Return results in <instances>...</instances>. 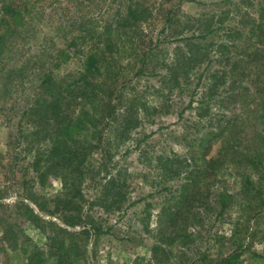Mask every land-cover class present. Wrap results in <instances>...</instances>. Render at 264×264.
<instances>
[{
	"label": "rangeland",
	"instance_id": "1",
	"mask_svg": "<svg viewBox=\"0 0 264 264\" xmlns=\"http://www.w3.org/2000/svg\"><path fill=\"white\" fill-rule=\"evenodd\" d=\"M252 1H30L32 19L1 61L0 264H28L27 254L35 244L47 248L55 225L75 233L92 225L100 230L75 236L80 264H224L226 256L253 264L251 253L264 255V74L249 76V64L241 70L239 63L233 62L234 46L243 42L237 41V30L248 32L249 15L257 18L256 11L249 13ZM129 2L146 8L148 20L122 35L127 41L125 50L106 54L108 58L116 56L117 62L110 76H100V82L107 92L113 88V102H121L117 113L126 107L138 117V126L129 140L112 149V156L105 159L95 152L87 161L85 179L78 185L81 195L73 197L80 206L82 222L69 226L61 220L66 209L60 205L57 211L54 202L69 193L62 177H42L32 168L33 143L22 137L31 128L23 118L24 110L40 92L43 73L53 68V63L66 60L53 72L58 80L76 79L87 52L98 43L96 37L119 14L124 15ZM173 13L174 24L163 31L164 19ZM174 33L193 38L211 57L216 47L224 44V61L215 63L208 56L190 80L181 75V82L176 83L168 68L177 46L185 48V42L175 39L180 35ZM150 48L154 56L147 62L148 69L137 75L138 56ZM22 62L29 68L25 76H5L10 65ZM234 65L236 76L229 73ZM225 70L227 82L220 87V94L202 103L204 93L215 82L209 74L219 71L217 75L222 76ZM234 79L238 82L231 84ZM102 94L106 96L105 91ZM207 105L204 113L201 106ZM116 125L115 121L101 125L105 141ZM220 125L232 129V142L240 146V152H258L259 169L238 155L215 170L209 166V170L200 171L206 163L204 153L207 159L220 157L221 139L211 136L207 148L200 143ZM161 157L171 160L172 172L181 166L185 171L171 178L173 173L160 165ZM108 170L121 187L118 195L104 198ZM93 174L97 179L89 177ZM189 176L192 184L182 187ZM18 199L29 204L42 220L29 219L16 206ZM37 203L45 206L44 211Z\"/></svg>",
	"mask_w": 264,
	"mask_h": 264
},
{
	"label": "trees",
	"instance_id": "2",
	"mask_svg": "<svg viewBox=\"0 0 264 264\" xmlns=\"http://www.w3.org/2000/svg\"><path fill=\"white\" fill-rule=\"evenodd\" d=\"M30 1H1L0 71H2V57L7 50L10 51V44L23 35L32 19ZM41 1L34 0L37 3ZM251 3L253 9L249 13L254 14L256 11L257 18L249 15L251 26L248 32L237 30V41L241 40L243 42L234 46L236 53L233 62L239 63L238 69L241 70H245L246 65L249 64V76H261L264 74V0H253L249 3L250 6ZM254 8L256 9L254 10ZM147 13L146 8H139L130 2L127 3L124 15L119 14V18L117 17L114 22L108 23L103 32L96 37L98 43H95V46L87 52L85 60L81 64L82 70L76 75V79L71 82L58 80L53 72L63 66L66 60L53 63V68H49L43 73L44 78L39 86L41 88L40 92L34 94L31 102L24 110L23 118L26 119V125L31 126V128L22 137L33 143L30 145V148H32L30 152L33 154L32 168L42 177L47 174L62 177L65 190H68L69 193L65 192L64 198L57 197L54 202L57 211L60 210V205H63L62 207L66 209L67 212L62 213L61 220L69 226L79 225L82 222L80 206L73 197L76 198L81 195L79 187L82 184L81 179H85L84 166H86L87 161L95 152H100L105 159L112 156V149L129 140L132 131L138 126V117L126 107L123 108L122 112L117 113L119 111L117 110L118 105L121 102L115 103L112 101L113 88H109V92H107L103 88L104 83L100 82V76H110V72L116 66V56L108 58L106 54L120 53L121 50H125L127 41L122 38V35H126L131 29L141 27L143 23H146L148 20ZM174 20V13L165 18L163 31L174 24ZM244 22L245 20L241 23ZM174 35H180L176 36L175 39H181L185 42V48L177 46L175 60L168 68L171 77H175L171 79L176 83L181 82L178 77L181 75H185V79L190 80L191 75L193 73L197 74L208 56L211 59L210 61L213 60L215 63L224 61V44H219L216 47L215 56L211 57V52L208 53L207 48H204L202 44L196 42L193 38L181 36V33H174ZM101 42L104 44L101 45ZM153 50L151 48L150 50H144L142 56H138L140 66L137 75L143 74L148 69L147 62L149 58L154 56ZM155 67L156 65L153 66V68ZM28 70L29 68L26 67L25 62H22L21 64L10 65L8 69L4 70V74L7 78L13 74L14 76H25ZM236 71L237 67L234 65L229 73L236 76ZM218 72L214 71L209 74L208 78L214 79L215 82L211 85L209 91L204 93L202 103H209L215 95L218 96L220 87L227 82L228 70L223 71L222 76H218ZM200 73L202 76L203 71ZM237 82L238 80L234 79L231 84ZM73 85H77L78 90ZM102 91H105L106 96L102 94ZM77 106H80L81 109L77 110ZM208 107L209 105L206 107L201 106V109L205 113ZM114 121L117 122V125L113 134L109 141H105L103 139V132L105 131H102L101 125H109ZM211 136H214V140L217 141L221 139V146L217 153L220 157L207 159V152L204 153L206 163L200 170L201 172L209 170V166L215 170L219 165L232 161L238 155L244 156L249 165L259 169V162H256L258 152H254V154L249 153V151L246 153L240 152V146L232 142V138H234L232 129L220 125L216 131L209 132L208 136L201 140V147L207 148L205 143L209 141ZM113 138L115 143L112 142ZM160 165L165 170H170L168 173L172 172L173 163L168 158L161 157ZM182 171H185L182 166L178 170H174L171 178L180 177ZM107 172L110 176H107L103 186L104 198L118 195L121 187L119 179L112 175L110 170ZM89 177L95 179L96 175L93 174ZM188 179L182 184V187H190L193 179L191 176ZM250 184H252L251 181ZM69 195L71 196L69 197ZM100 199L102 198H97V200ZM37 204L39 209L44 211L45 206L40 203ZM16 206L23 209L24 213L28 214L29 219L34 222L42 220V217L36 214L23 199H18ZM55 226L53 234L48 236L47 248L35 244L34 250L27 254L28 264H80L81 259L78 257L80 246L76 245L75 236L89 234L92 229L93 233L100 231L94 225L91 229L84 228L80 233ZM48 248L49 251L46 253ZM250 260L253 264H264V255L253 252ZM222 262L224 264L243 263L238 258L232 259L230 256L224 257Z\"/></svg>",
	"mask_w": 264,
	"mask_h": 264
}]
</instances>
